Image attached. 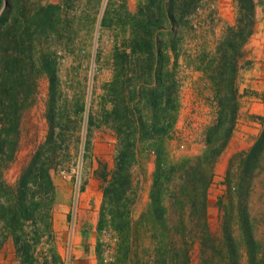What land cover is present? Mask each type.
<instances>
[{"label": "rangeland", "instance_id": "rangeland-1", "mask_svg": "<svg viewBox=\"0 0 264 264\" xmlns=\"http://www.w3.org/2000/svg\"><path fill=\"white\" fill-rule=\"evenodd\" d=\"M173 1V25L164 16L168 0H5V5L1 1L0 15L6 12V19L0 30V264H114V231L97 229L103 201L99 174L113 167L117 152L116 135L109 126L113 123L106 124L103 116L112 107L107 89L113 78L119 80L120 89L114 92V104L119 99L121 107L127 98L129 107L131 91L139 81L149 79L145 52L137 51L128 62H116L115 53H129L132 37L144 33L135 27L136 20L145 21L147 15L154 22L160 19L159 25H152L153 42L154 47L161 44L166 56L163 79L173 86L176 104L166 149L174 159L204 149V132L215 118L216 101L201 60L214 55L226 29L236 24L237 1L198 0L183 16L180 7L187 0ZM260 4L264 9V0ZM49 5L54 7L41 11ZM140 6L143 13L138 14ZM262 14L254 11L252 32L241 49L236 124L213 167L208 214L214 226L228 160L249 149L261 128L264 105L256 93L264 82L254 77L253 66L264 61V42L251 35L256 28L264 32ZM49 68L56 75L51 122L55 133L65 129V142L49 165L52 186L46 182L35 186L39 190L35 226L24 220L16 194L35 151L44 143L51 148L59 141L56 134L46 143L50 126L46 115L52 100ZM256 71L262 73L264 67ZM154 159L153 153L144 152L132 167L134 217L149 209ZM254 181L252 213L259 214L264 209V187L260 176ZM37 227L38 239L24 256L19 247Z\"/></svg>", "mask_w": 264, "mask_h": 264}, {"label": "trees", "instance_id": "trees-1", "mask_svg": "<svg viewBox=\"0 0 264 264\" xmlns=\"http://www.w3.org/2000/svg\"><path fill=\"white\" fill-rule=\"evenodd\" d=\"M197 1L183 2L180 15L186 14ZM236 1V24L226 29L214 55L208 60H201V68L214 87L216 111L213 122L205 129L204 149L199 154L174 159L165 146L166 140L172 136L176 104L171 93L173 86L166 85L163 79L166 56L161 44L154 47L153 42L152 25L160 23V19L154 22L147 15L145 21L136 20L135 27L144 30V33L132 37L129 53H115L116 62L122 63L130 61L137 51L145 52L149 79L141 80L142 77H139L140 84L129 94V107L126 106L128 98L124 107L119 105V99L118 104H114V92L120 91L117 89L119 80L113 78L107 89L112 107L105 112L103 120L106 124L113 123L109 126L116 135L117 152L113 167L110 170L104 168L99 174L103 201L97 229L99 232L104 229L114 231V264H264V209L259 214L252 213L256 176L261 177L264 187V114L259 116L261 128L249 149L236 152L228 160L222 180L224 187L216 201L219 219L215 226L208 214V190L213 179L214 163L232 137L238 115V60L243 56L241 49L252 32L254 22V1ZM168 2L164 5L163 15L173 25L176 23L174 1ZM53 7L49 5L41 11ZM142 9L140 6L138 14L143 13ZM5 19L6 12L0 15V30ZM48 70L52 100L46 115L50 125L46 143L51 142L56 134L59 141L51 148L44 143L35 151L30 166L19 179L16 194L24 220L31 221L35 226L37 220L33 212L39 194L35 188L43 184L39 182L52 186L49 165L53 166L56 149L65 142V129L55 133L51 122L55 116L51 112L54 111L56 75L50 68ZM261 100L264 105V88ZM44 146L48 151L44 150ZM144 152L155 156L149 209L134 217L132 205L136 189L132 167ZM37 163L38 173L33 175ZM32 235L31 239H24L19 247L18 251H22L24 256L28 255L38 239V227Z\"/></svg>", "mask_w": 264, "mask_h": 264}, {"label": "crops", "instance_id": "crops-1", "mask_svg": "<svg viewBox=\"0 0 264 264\" xmlns=\"http://www.w3.org/2000/svg\"><path fill=\"white\" fill-rule=\"evenodd\" d=\"M254 1V3H255V6H254V11H255V13H256V15H258V16H263V14H262V12L264 13V9H262L263 7H262V5L260 4V1L261 0H253ZM257 29L258 28H256V30H255V32L251 35V36H254V37H258V38H260L259 39V42H264V32L263 33H261V31H257ZM264 50V49H263ZM256 60H259V57H256ZM262 60H264V56L262 57ZM254 68V77L259 81V82H264V72H262V73H257V71H256V69H259L260 67H264V61H256L255 63H254V66H253ZM263 88H264V85L262 84H260V86H258V88H257V90H258V93H256V96L258 97V98H256V99H258V101L260 100L261 102H262V100H261V93H262V90H263Z\"/></svg>", "mask_w": 264, "mask_h": 264}, {"label": "water", "instance_id": "water-1", "mask_svg": "<svg viewBox=\"0 0 264 264\" xmlns=\"http://www.w3.org/2000/svg\"><path fill=\"white\" fill-rule=\"evenodd\" d=\"M3 5H5V0H3ZM3 8V7H2ZM2 8L0 9V13H1V11H2Z\"/></svg>", "mask_w": 264, "mask_h": 264}]
</instances>
